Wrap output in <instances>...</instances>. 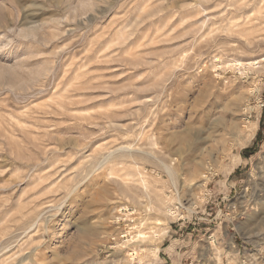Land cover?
I'll use <instances>...</instances> for the list:
<instances>
[{"label":"rangeland","instance_id":"374dc122","mask_svg":"<svg viewBox=\"0 0 264 264\" xmlns=\"http://www.w3.org/2000/svg\"><path fill=\"white\" fill-rule=\"evenodd\" d=\"M243 1L0 0V264H264Z\"/></svg>","mask_w":264,"mask_h":264},{"label":"bare ground","instance_id":"6f19581e","mask_svg":"<svg viewBox=\"0 0 264 264\" xmlns=\"http://www.w3.org/2000/svg\"><path fill=\"white\" fill-rule=\"evenodd\" d=\"M238 1V0H237ZM241 1V0H240ZM243 1V0H242ZM240 3V2H239ZM233 4H235L234 2H233ZM248 6H250L251 7V10L253 11L255 8H257L258 6H260L259 7V9H262V8H264V0H244L236 9H235V11L233 12V14L234 13H238V14H240L241 13V11H242V9H244V8H247ZM235 7V6H234ZM233 7V8H234ZM251 11H249V13H250ZM236 13V14H237ZM249 13H247V14H249ZM245 14H246V12H245ZM244 14V15H245ZM241 17H242V15H240ZM248 17V16H247ZM245 18V17H244ZM249 18H250V16H249ZM239 19H240V17H239ZM246 19V18H245ZM248 20L249 19H247L246 20V22H248ZM250 21V20H249ZM245 22V21H244ZM244 22H242V26H244L245 25V23ZM244 23V24H243ZM249 23V22H248ZM242 26H241V24H240V27L239 28H242ZM251 26V25H250ZM33 30V29H32ZM242 30H244V27H243V29ZM255 64V63H254ZM250 66H251V63L249 64ZM113 150V149H112ZM118 150H121V151H124V152H126V153H129L130 152V150H131V148L130 147H127V146H125V147H120L119 149H116L115 150V148H114V150L113 151H110V152H108L107 154H105L104 156H102V159H101V162H100V164L102 165V166H104V164L106 165L107 163H109V162H111V160L112 159H114V154H115V152H117ZM119 154V153H118ZM121 156V155H120ZM124 156V155H123ZM122 157V156H121ZM127 158V157H126ZM115 160V159H114ZM99 164V165H100ZM100 165V166H101ZM98 166V165H97ZM165 166V165H164ZM166 167V166H165ZM166 170H167V172L170 174V171H171V169L169 170L168 168H166ZM111 171V170H110ZM172 172V171H171ZM110 174H112V173H110ZM109 174V175H110ZM170 176V175H169ZM171 179H173V178H171ZM142 182V181H141ZM142 184V183H141ZM147 185V184H146ZM93 186V185H92ZM142 186H144V185H142ZM144 188H146V187H144ZM157 199V198H156ZM159 199V198H158ZM256 199H258L259 201L261 200V197L260 196H256ZM143 203V202H142ZM156 203H158V202H156ZM162 203V202H161ZM52 205V204H51ZM158 205V204H157ZM160 206V205H159ZM253 206H255V207H257V206H261V208H260V210L261 211H263L264 212V202H254L253 203ZM157 207V206H156ZM166 209H167V207H166ZM52 210V209H51ZM118 212H120V210H118ZM168 213H166V217L168 218H173L174 216H173V212L169 209L168 211H167ZM132 215V214H131ZM159 222V221H158ZM130 231V230H129ZM128 233V232H127ZM136 234V233H135ZM133 235L132 237H131V239H130V242L129 243H127V246L126 247H128L130 244H134V245H138L139 247H142V246H147V248L149 247L148 245H150V238L148 237V236H146L145 235V233H137L136 235ZM161 234V233H160ZM154 236V235H153ZM145 246V247H146ZM125 247V246H124ZM127 249V248H126ZM36 251V250H35ZM127 251V250H126ZM147 251H148V249H147ZM134 253H128L127 254V256L126 257H128L127 258V264H129L130 262H132L133 260H134V257L132 256ZM136 254V253H135ZM35 255V254H34ZM23 259V258H22Z\"/></svg>","mask_w":264,"mask_h":264}]
</instances>
